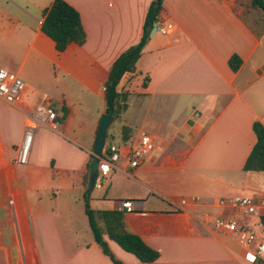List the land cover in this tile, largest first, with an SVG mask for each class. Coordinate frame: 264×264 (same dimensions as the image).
Returning <instances> with one entry per match:
<instances>
[{"label": "crops", "instance_id": "obj_1", "mask_svg": "<svg viewBox=\"0 0 264 264\" xmlns=\"http://www.w3.org/2000/svg\"><path fill=\"white\" fill-rule=\"evenodd\" d=\"M65 1L78 10L86 41L59 53L41 31L53 0H0V67L25 82L13 104L0 100V264H117L94 240L85 176L110 66L139 41L152 0ZM158 16L174 29L148 36L135 70L116 86L122 110L104 147L116 144L120 158L96 177L88 203L122 211L126 230L159 255L143 263L105 234L103 241L122 264H264L199 218L244 223L264 237L261 217L228 203L264 200V171L243 170L256 141L252 124L264 126V13L251 0H163ZM42 94L58 127H40L27 163L17 164ZM142 133L154 147L132 169L127 155ZM192 197L198 202L173 204ZM123 200L134 209L121 210Z\"/></svg>", "mask_w": 264, "mask_h": 264}, {"label": "trees", "instance_id": "obj_2", "mask_svg": "<svg viewBox=\"0 0 264 264\" xmlns=\"http://www.w3.org/2000/svg\"><path fill=\"white\" fill-rule=\"evenodd\" d=\"M163 0H152L146 11L142 34L139 41L127 47L112 62L105 82V113L119 118L122 107L119 105V93L116 86L122 75L135 70V63L139 58L142 48L145 45L157 15L162 10ZM253 7L260 8L264 13V0H251ZM43 21L41 31L53 40L56 50L61 53L66 50L69 44L82 45L86 41V32L82 25L81 17L76 8L65 0H53L51 5L43 10ZM228 64L232 71L240 65L237 55H232ZM252 129L256 141L252 146L245 163L244 171H264V126L259 121L252 124ZM124 139L130 133L128 127H122ZM93 156L87 163V172L91 165ZM87 172L85 183H87ZM85 212L94 236V240L99 243L103 241V234L110 240L116 242L122 249L135 255L141 262L149 263L158 258L159 253L148 247L136 234L128 232L124 226V216L122 211L104 209L95 210L89 206V194L85 193ZM264 227V216L260 218ZM106 254L117 264H122L116 260L109 250H104Z\"/></svg>", "mask_w": 264, "mask_h": 264}, {"label": "built area", "instance_id": "obj_3", "mask_svg": "<svg viewBox=\"0 0 264 264\" xmlns=\"http://www.w3.org/2000/svg\"><path fill=\"white\" fill-rule=\"evenodd\" d=\"M154 26L156 27V31L162 34L170 33L174 29V25L171 22L165 21L158 15L154 22ZM24 88L25 82L20 76L0 67L1 101L13 104ZM56 117V112L49 103L48 96L42 94L41 102L34 107L33 111L27 117L22 141L14 159L17 164L27 163L34 136L40 127H47L51 130L57 129L58 123ZM153 147V136L149 133H142L135 145L129 149L127 155L128 166L133 169L140 165L144 159L148 157ZM119 158L120 150L116 144L113 143L107 147H103L102 153L99 156L97 177L107 175L112 163L118 161ZM96 179L94 185L98 186ZM189 201L197 203L198 198L192 197L190 200L180 199L177 203L174 202L173 204L182 208ZM228 203L232 206L239 207L247 215L264 216V200L257 201L252 197H233ZM119 208L127 212L134 209L133 203L130 200L121 201ZM199 218L212 229L232 235L242 246L251 247L256 259L260 262H264V237L257 240L256 233L250 229L248 225L244 223L238 224L233 220L223 219L209 214H203Z\"/></svg>", "mask_w": 264, "mask_h": 264}, {"label": "water", "instance_id": "obj_4", "mask_svg": "<svg viewBox=\"0 0 264 264\" xmlns=\"http://www.w3.org/2000/svg\"><path fill=\"white\" fill-rule=\"evenodd\" d=\"M155 31H156V27L153 25V28L151 29L149 36H151ZM114 119L115 118L113 116L107 113H103L100 115L99 123L96 130V135L94 139L93 158L87 174V184L85 190L87 194H90L94 187V182L97 177L99 156L102 153V149L105 145L106 132L109 125L114 121ZM99 245L102 249L104 250L106 249V243L104 241L99 242Z\"/></svg>", "mask_w": 264, "mask_h": 264}]
</instances>
